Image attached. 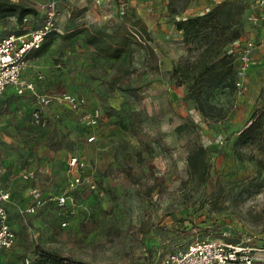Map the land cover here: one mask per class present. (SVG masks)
<instances>
[{
    "label": "rangeland",
    "instance_id": "rangeland-1",
    "mask_svg": "<svg viewBox=\"0 0 264 264\" xmlns=\"http://www.w3.org/2000/svg\"><path fill=\"white\" fill-rule=\"evenodd\" d=\"M48 1H20L37 10L25 18L31 28L15 17L0 20V39L39 28L41 3ZM229 5L239 13L233 28L242 30V40L264 39L255 0H57L63 34L47 38L49 48L35 61L32 77L40 95L73 94L87 104L73 110L25 97L6 111L12 116H0V171L17 235L0 264H36L42 251L94 264H163L175 249L218 226L233 230L235 241L251 236L264 247V154L257 145L239 154L234 147L253 111L264 108V51L254 52L242 76L239 49L234 42L225 47L235 75L211 98L222 111L219 121L205 117L189 84L173 76L179 63L194 61L201 50L177 22ZM153 11L160 19L150 24ZM140 19L144 29L136 25ZM81 28L112 35L106 41L123 51L105 57L85 43ZM34 109L46 126L33 121ZM96 109L100 120L92 126L84 117ZM90 135L96 140L89 142ZM201 146L207 148L205 180L190 174L188 162ZM72 157L86 161L82 173L92 176L96 189H68ZM29 171L35 177L25 179ZM65 192L71 199L59 204ZM38 203L34 215L20 214ZM256 264H264V253Z\"/></svg>",
    "mask_w": 264,
    "mask_h": 264
},
{
    "label": "built area",
    "instance_id": "built-area-1",
    "mask_svg": "<svg viewBox=\"0 0 264 264\" xmlns=\"http://www.w3.org/2000/svg\"><path fill=\"white\" fill-rule=\"evenodd\" d=\"M255 2L261 11L260 18L264 24V0H255ZM41 7L44 10V21L39 28L24 34L11 33L0 39V95L8 87L14 86L20 95L26 92L34 94L41 106L67 103L71 109L79 110L87 104L84 97L66 93L57 96L40 95L37 93L35 83L24 77L30 52L40 49L51 35L63 34V29L58 20L57 0L41 3ZM234 44L239 49L237 71L244 76L252 64L254 52L257 50L264 51V39H238ZM42 77L40 76V78ZM237 85H242V79L237 81ZM33 120L42 127L48 123L39 110L33 113ZM84 120L92 126L98 125L100 111L96 109L94 112L85 115ZM95 140V135L88 137L89 142ZM86 167L87 163L84 159L72 157L69 160L68 189L70 191L80 187L96 189V183L92 176L82 173ZM23 177L32 179L35 177V173L29 171L24 173ZM69 199H71L69 194L65 192L58 196L56 201L59 204H65ZM10 200L11 193L4 187L2 172L0 171V253L4 249L12 248L17 240L16 232L9 223L6 209V204ZM39 206L40 203L26 206L21 209L20 214L24 217L34 215ZM262 253H264V247L258 246L253 237L244 236L240 241H235L234 231L225 227L212 229L205 239H199L188 246L175 249L165 257L163 264H256Z\"/></svg>",
    "mask_w": 264,
    "mask_h": 264
},
{
    "label": "trees",
    "instance_id": "trees-1",
    "mask_svg": "<svg viewBox=\"0 0 264 264\" xmlns=\"http://www.w3.org/2000/svg\"><path fill=\"white\" fill-rule=\"evenodd\" d=\"M233 9H235L233 5L226 8L217 6L203 16L177 22V29L183 32L186 39L189 37L197 39V47L201 50L194 61L179 63L173 72V76L177 78L179 85L189 84V96L195 101L197 109L205 117L214 121L221 120L223 114L211 101L213 93L218 88L229 86L235 75L232 66H230V57L224 51L225 47L242 38V30L233 28L235 24L240 23L236 19L239 13H234ZM36 13L35 8L20 1L0 0V20L15 17L21 25L27 24V27L31 28V23L25 22V18ZM148 19L150 24H154L159 21L160 14L157 11L150 12ZM142 22L144 20L140 19L136 25H140L144 29L145 26L142 25ZM79 32L83 34L86 44L94 46L105 57L115 58L123 51L122 46L115 47L106 41V37L113 38L112 35H99L91 32L88 28H81ZM16 33L22 34V32ZM48 47L49 43L43 45L36 50V55L45 53ZM252 145H257L260 152L264 154V108L253 111L250 123L241 131L234 142L238 154L240 148ZM206 152L207 148L201 146L188 157L190 174L197 175L203 180L209 175V166L205 159ZM223 228L225 227L218 226L212 229ZM38 254L39 258L36 264H94L44 251Z\"/></svg>",
    "mask_w": 264,
    "mask_h": 264
},
{
    "label": "crops",
    "instance_id": "crops-1",
    "mask_svg": "<svg viewBox=\"0 0 264 264\" xmlns=\"http://www.w3.org/2000/svg\"><path fill=\"white\" fill-rule=\"evenodd\" d=\"M13 1H22V0H13ZM8 34H6V36H7ZM46 42V41H45ZM44 42V44L43 45H45V44H47V43H45ZM42 45V46H43ZM49 48V47H48ZM37 49H35V50H33V51H31L30 52V54L28 55V67H27V69L25 70V72H24V77L25 78H31V79H29V80H31V81H33L34 82V78L32 77V74L34 73H36L35 71H37L35 68H34V70L32 69V67H33V65L35 64V61L38 59V58H40V57H42L45 53H46V51H45V53H43V54H41V55H36V51ZM48 50V49H47ZM40 76H42V74H38V79H41L40 78ZM25 97H28V98H30V99H33V98H35L36 99V96L34 95V94H32L31 92H26L25 94H18L17 93V91H16V88L14 87V86H10V87H8L7 88V90L2 94V95H0V108L2 109V111L0 112V116H12V115H10V114H8L6 111L8 110V109H11V105L13 104V102L16 100V99H22V98H25ZM37 104H38V102H37ZM39 105V104H38ZM37 110H39V109H34L33 111H32V114H31V116H32V119H33V113L35 112V111H37ZM40 111V110H39ZM41 112V111H40ZM21 113L22 112H19L18 113V115L17 116H20L21 115ZM42 113V112H41ZM23 116V115H22ZM34 121V120H33ZM4 250H6V249H4ZM3 251V250H2ZM2 251H1V253H0V263L2 262V260H3V257H4V255H2L3 253H2Z\"/></svg>",
    "mask_w": 264,
    "mask_h": 264
}]
</instances>
